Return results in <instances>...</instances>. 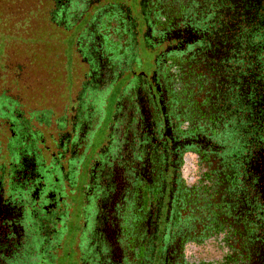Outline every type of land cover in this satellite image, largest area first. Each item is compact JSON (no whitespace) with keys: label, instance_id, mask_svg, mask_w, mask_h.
I'll return each instance as SVG.
<instances>
[{"label":"flooded vegetation","instance_id":"af4514ba","mask_svg":"<svg viewBox=\"0 0 264 264\" xmlns=\"http://www.w3.org/2000/svg\"><path fill=\"white\" fill-rule=\"evenodd\" d=\"M49 2L84 70L41 130L0 65V264H264V0Z\"/></svg>","mask_w":264,"mask_h":264},{"label":"rangeland","instance_id":"374dc122","mask_svg":"<svg viewBox=\"0 0 264 264\" xmlns=\"http://www.w3.org/2000/svg\"><path fill=\"white\" fill-rule=\"evenodd\" d=\"M35 1L28 0V8L34 7L36 5ZM80 17L81 14L71 16V20L66 22V27L71 23L70 21H77ZM83 20L74 28H65L64 25L58 24L59 34L52 37L42 35L39 40L29 39L32 34L28 33V27L26 33L20 35V25L19 23L13 24V19L6 21V28L0 27V32H6L7 34L5 38L0 34V65L21 67V79L17 82L16 93L22 98L23 112L28 114L29 122L35 128L42 130L44 127L37 125L36 116H40L42 112L45 115V112H50L46 116L52 119L62 108L67 99V94L72 98L76 94V88L82 79L84 65L80 62L78 53L74 48L72 50L70 44ZM29 23L32 25L34 34V29L38 27L37 21L29 20L27 17V26ZM36 34L40 33L37 32ZM9 80L3 78V81L6 82L0 85V89L1 86H12ZM14 89L11 87V90L9 89L3 93L4 96L13 95ZM108 98L109 95L107 94L101 99L102 106L108 101ZM29 114H33V116L30 117ZM71 255L72 253H69L67 257ZM63 263V258L59 256L56 264Z\"/></svg>","mask_w":264,"mask_h":264},{"label":"trees","instance_id":"16d2710c","mask_svg":"<svg viewBox=\"0 0 264 264\" xmlns=\"http://www.w3.org/2000/svg\"><path fill=\"white\" fill-rule=\"evenodd\" d=\"M51 4L49 0H43V4L41 7H31L28 8V19L37 21V28L34 29V34L32 32V25L27 26L28 27V33L32 34L30 35L31 38L29 39H36L39 40L42 35H46L48 37H52L56 34H59L60 28L57 22H53L51 20ZM67 26V25H66ZM40 34H36L37 32ZM35 35V36H33Z\"/></svg>","mask_w":264,"mask_h":264}]
</instances>
